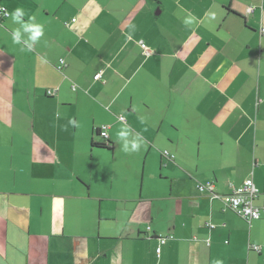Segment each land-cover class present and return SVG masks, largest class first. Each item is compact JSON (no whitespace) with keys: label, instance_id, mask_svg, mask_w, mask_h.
Returning <instances> with one entry per match:
<instances>
[{"label":"crops","instance_id":"crops-1","mask_svg":"<svg viewBox=\"0 0 264 264\" xmlns=\"http://www.w3.org/2000/svg\"><path fill=\"white\" fill-rule=\"evenodd\" d=\"M0 7L44 26L28 52L0 15V264H264V212L227 202L249 177L264 200V0ZM104 125L112 150L90 143ZM123 125L138 152L120 150ZM102 152L127 160L122 185L107 159L102 189Z\"/></svg>","mask_w":264,"mask_h":264},{"label":"clouds","instance_id":"clouds-1","mask_svg":"<svg viewBox=\"0 0 264 264\" xmlns=\"http://www.w3.org/2000/svg\"><path fill=\"white\" fill-rule=\"evenodd\" d=\"M0 12H3V9L0 8ZM4 15H8V13H3ZM26 15L23 8L17 7L10 14V19L13 24H18V28H14L11 33V39L16 45H23L22 50H26L28 52L32 51V45L40 40V38L44 35V26L40 23L36 22L35 16H29L28 21L24 20V16ZM213 18H215V14H213ZM194 23V18L189 16L184 20L185 25H190ZM27 34V39H23V35ZM63 63V61H61ZM69 124L73 127H79V123L75 119H70ZM103 128V127H102ZM117 142L120 145V150L125 153H133L138 152L141 149L144 141L139 137V135H133L132 129L128 125H123L117 131ZM103 137H107V133L103 131ZM216 264H223V261L217 260Z\"/></svg>","mask_w":264,"mask_h":264},{"label":"built area","instance_id":"built-area-1","mask_svg":"<svg viewBox=\"0 0 264 264\" xmlns=\"http://www.w3.org/2000/svg\"><path fill=\"white\" fill-rule=\"evenodd\" d=\"M2 8V7H0ZM3 12H0L1 16H6L3 13H8L9 12L5 9L2 8ZM252 10V9H251ZM7 15V16H8ZM261 32H264V28H261ZM63 61V63H61ZM64 59L60 60V64L58 65L59 69H62L66 63ZM95 79H100L101 77V72H98L95 76H93ZM73 89L76 88V84L72 85ZM57 89H49L47 90L48 95H56L57 94ZM121 119H124L123 116L120 117ZM102 133L103 131L107 133V126H103V130H101ZM108 136V133H107ZM202 190L205 188H209L212 190L213 185L211 183H208L205 186H198ZM254 183L253 179L251 177L247 178L244 180V182L239 185L235 186L232 188L231 193L228 195V206L233 209L236 213H238L240 216L244 217L245 219L252 221L253 219H259L262 215V212L264 211V200L261 203H258L259 197H260V190ZM211 198H217L216 194H211ZM210 227H213L214 225L211 223H208ZM161 243L165 242V238H162ZM161 251V246L157 248L158 254H160Z\"/></svg>","mask_w":264,"mask_h":264},{"label":"rangeland","instance_id":"rangeland-1","mask_svg":"<svg viewBox=\"0 0 264 264\" xmlns=\"http://www.w3.org/2000/svg\"><path fill=\"white\" fill-rule=\"evenodd\" d=\"M100 139V137L98 138ZM102 139V138H101ZM106 152H102L100 154V156H98V165L96 167V176L98 178L99 181H102L103 185H102V189H103V186H104V183H108V179H109V175H110V170H109V167L106 165V161L107 159H110V160H118V162L121 163V168H120V180L118 181V185H122L125 181V176L124 175V170H125V166L124 164H126L125 162H127V160L125 158H123V155H116L115 157H110L111 155L110 154H105ZM114 156V155H113ZM150 158L148 159V162H147V167H149L150 165ZM127 165V164H126ZM142 165V163L140 164V166ZM158 168V165L156 166ZM148 168H146V174L148 173ZM147 177V176H146ZM147 182V181H146Z\"/></svg>","mask_w":264,"mask_h":264},{"label":"trees","instance_id":"trees-1","mask_svg":"<svg viewBox=\"0 0 264 264\" xmlns=\"http://www.w3.org/2000/svg\"><path fill=\"white\" fill-rule=\"evenodd\" d=\"M10 14V13H9ZM260 31H261V29H260ZM261 34H264V32H261ZM65 60V59H64ZM60 64V63H59ZM58 64V65H59ZM66 66V65H65ZM64 66V67H65ZM63 67V68H64ZM62 68V69H63ZM61 69V70H62ZM49 89H55V88H48L47 90H49ZM47 90H46V93H47ZM48 95V94H47ZM48 96H52V95H48ZM55 96V95H54ZM124 118V117H123ZM125 119V118H124ZM104 126H106V125H104ZM101 130H103V128H98V129H95V131H94V133H93V135H92V137H91V146H93V147H99V148H105V149H108V150H112V148H113V142L109 139V133H108V126H107V133H108V136L107 137H103L102 136V131ZM100 137V139L101 140H103V141H98V140H100V139H98ZM264 212V211H263ZM263 212H262V214H263ZM261 216V215H260ZM262 217V216H261ZM260 217V218H261ZM244 218V217H243ZM259 218V219H260ZM247 220V219H246ZM253 220H255V219H253ZM249 221V220H248ZM209 226V225H208ZM210 227V226H209ZM154 237H156L157 239H158V245H157V247H156V253H157V255L160 257L161 256V251H162V249H163V246H164V244L167 242V238H169L168 236H154ZM162 238H165V242L164 243H161L162 241ZM159 246H161V251H160V254H158V252H157V248L159 247Z\"/></svg>","mask_w":264,"mask_h":264}]
</instances>
